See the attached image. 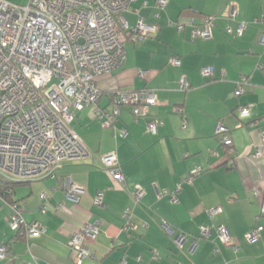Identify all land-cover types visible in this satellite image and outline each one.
Instances as JSON below:
<instances>
[{
  "label": "crops",
  "instance_id": "1",
  "mask_svg": "<svg viewBox=\"0 0 264 264\" xmlns=\"http://www.w3.org/2000/svg\"><path fill=\"white\" fill-rule=\"evenodd\" d=\"M130 6L124 14L130 25L141 16L156 30L139 42L126 41L122 65L96 77L97 102L108 110L116 90L152 89L157 102L149 117L159 120L157 132L148 130V117H134L128 106L112 127H103L90 107L77 111L72 126L92 155L64 162L44 178L15 183L12 197L25 219L44 223L46 232L13 241L9 207L0 201V243L9 242L0 264H78L69 238L85 222H96L99 233L86 241L93 255L79 264H264V217H254L264 199V0H167L161 9L156 0H132ZM207 16L211 36L193 38L194 26ZM240 22L246 25L241 34ZM171 56L178 65L169 63ZM203 66L213 67L211 77L200 74ZM182 75L190 84L186 90L179 88ZM242 76L247 83L237 94ZM242 105L250 115L240 119ZM219 121L231 146L215 134ZM110 151L124 184L101 165L99 156ZM194 169L199 172L185 181ZM65 180L83 189L77 201L66 197ZM136 186L144 190L139 202L132 197ZM101 189L99 205L94 197ZM210 207L220 209L213 219ZM212 223L225 224L230 234L216 253L215 233L200 237V226ZM256 225L262 226L260 237L250 242L246 234ZM180 232L186 234L181 247L174 241Z\"/></svg>",
  "mask_w": 264,
  "mask_h": 264
},
{
  "label": "built area",
  "instance_id": "2",
  "mask_svg": "<svg viewBox=\"0 0 264 264\" xmlns=\"http://www.w3.org/2000/svg\"><path fill=\"white\" fill-rule=\"evenodd\" d=\"M131 1L29 0L26 5H18L0 0V182L41 179L51 175L64 162L90 157L92 151L72 126L76 112L86 107L91 108L103 127H112L121 108L128 106L134 117H148V130L157 132L159 120L149 117L150 106L157 102L154 90H116L111 93L108 110L97 102L101 91L96 77L111 73L122 65L126 41L139 42L156 30L155 25L145 23L141 16L135 25L128 23L124 14L131 10ZM166 2L156 0V6L161 9ZM235 12L232 8V14ZM169 24L176 25L178 30L184 28L180 22ZM245 26L240 22L237 32L241 34ZM212 27V18L207 16L201 26H194L191 36L208 38ZM259 40L264 45V31ZM179 62L176 56L169 58L171 65L176 66ZM213 71L212 66L200 68V74L206 77H211ZM138 74L144 77L145 71L139 70ZM246 83L247 78L242 76L236 83L237 94L243 91ZM189 86L186 76L182 75L179 88L186 90ZM237 114L240 119L247 118L250 107H238ZM215 134L226 146H231L228 129L220 121L216 124ZM262 135L264 140V131ZM262 148L263 144L258 145L254 156H258ZM99 157L102 167L124 184L116 153L110 151ZM198 172L194 169L185 181H192ZM62 187L66 197L74 201L83 192L69 180L62 181ZM4 192H0V201L9 207L7 222L11 230L24 235L27 240L43 235L46 226L40 221L25 219L20 203L12 197L13 188L7 186ZM103 194V189L98 191L94 197L96 204H102ZM143 194L144 190L136 186L132 197L139 202ZM40 197L43 199L47 195L42 192ZM219 210L210 207L207 213L213 219ZM127 212L124 213L126 221ZM254 217L256 221L264 217V199ZM163 227L169 231L166 224ZM261 229V225H256L246 234V239L250 242L258 240ZM213 232L216 239L213 251L216 253L229 242L230 234L223 223L200 226V237L204 239H210ZM98 233L96 222H85L70 235L69 245L76 263L93 255L86 241ZM15 239L14 236L13 241ZM185 240L186 234L182 232L174 238L179 247ZM8 254V245L0 243V258Z\"/></svg>",
  "mask_w": 264,
  "mask_h": 264
},
{
  "label": "trees",
  "instance_id": "3",
  "mask_svg": "<svg viewBox=\"0 0 264 264\" xmlns=\"http://www.w3.org/2000/svg\"><path fill=\"white\" fill-rule=\"evenodd\" d=\"M15 183H16V182H10V181H5V180L1 181V182H0V192H1L2 194L5 193L4 191H5V188H6L7 186H10V187L14 188ZM14 236H15V238H16V241H18V240L24 238V235H22V234H20V233H15ZM8 244H9V242L6 243V245H8Z\"/></svg>",
  "mask_w": 264,
  "mask_h": 264
},
{
  "label": "rangeland",
  "instance_id": "4",
  "mask_svg": "<svg viewBox=\"0 0 264 264\" xmlns=\"http://www.w3.org/2000/svg\"><path fill=\"white\" fill-rule=\"evenodd\" d=\"M5 1L18 5H26L29 0H5Z\"/></svg>",
  "mask_w": 264,
  "mask_h": 264
}]
</instances>
